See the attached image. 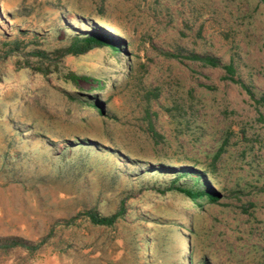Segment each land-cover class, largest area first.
Wrapping results in <instances>:
<instances>
[{"label": "rangeland", "instance_id": "1", "mask_svg": "<svg viewBox=\"0 0 264 264\" xmlns=\"http://www.w3.org/2000/svg\"><path fill=\"white\" fill-rule=\"evenodd\" d=\"M262 92L264 0H0V264H264Z\"/></svg>", "mask_w": 264, "mask_h": 264}, {"label": "trees", "instance_id": "2", "mask_svg": "<svg viewBox=\"0 0 264 264\" xmlns=\"http://www.w3.org/2000/svg\"><path fill=\"white\" fill-rule=\"evenodd\" d=\"M121 40L116 38L113 34L109 32H105L98 29H90L83 33H75L69 38V41L64 47L62 48V51L66 53L71 54H81L87 51L88 49L92 48L93 46H105L109 52L116 53L117 50H119L121 47ZM38 56L43 54V51L41 50H34ZM189 59L195 60L201 64L210 65V66H220L223 71V77L227 78L231 81H236L238 84L243 87L247 92H249L253 98L252 93L248 89V87L245 85V83L242 80L235 79L233 77L234 74V66L229 61L227 63H220L217 57H214L213 55L209 54H199L195 52H190L185 55ZM68 76L71 78H74V74L68 73ZM84 79H87L86 76H83ZM101 87V84H96L93 86ZM256 102L264 104V92L260 93L256 98H254ZM89 103L96 107V109L99 112H102V106L100 102L97 101H89ZM262 121H264L263 117H260ZM190 167L185 166L182 168V171L179 172L177 177L175 178L173 183H170L166 188H174L178 191H180L184 196L187 197V199L194 205L201 206L205 201H214L218 198L219 194L218 192L209 184H206L205 182L203 184L198 183L199 178H201V174L197 172L196 177H194V181L190 185L176 183L178 181L179 176L188 174L190 171ZM202 180V178L200 179ZM118 209L116 212L108 214V215H100L93 210H88L87 215L88 218L93 223L98 224H108L111 223L112 220L115 218L116 213L119 212ZM16 244H19L23 247H29L33 248V245L30 243L25 242L24 240L17 238V237H0V247L6 249L10 246H14Z\"/></svg>", "mask_w": 264, "mask_h": 264}]
</instances>
